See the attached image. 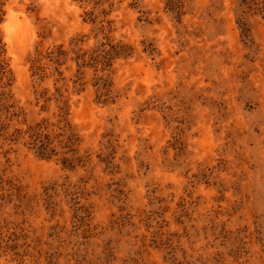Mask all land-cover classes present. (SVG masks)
<instances>
[{
	"label": "rangeland",
	"instance_id": "1",
	"mask_svg": "<svg viewBox=\"0 0 264 264\" xmlns=\"http://www.w3.org/2000/svg\"><path fill=\"white\" fill-rule=\"evenodd\" d=\"M0 264H264V0H0Z\"/></svg>",
	"mask_w": 264,
	"mask_h": 264
},
{
	"label": "trees",
	"instance_id": "2",
	"mask_svg": "<svg viewBox=\"0 0 264 264\" xmlns=\"http://www.w3.org/2000/svg\"><path fill=\"white\" fill-rule=\"evenodd\" d=\"M38 151H39L41 154H46L47 151H48V148H47V146H40V147L38 148Z\"/></svg>",
	"mask_w": 264,
	"mask_h": 264
}]
</instances>
